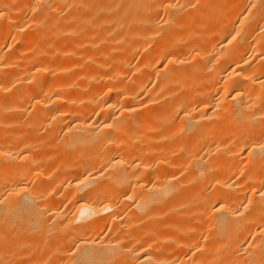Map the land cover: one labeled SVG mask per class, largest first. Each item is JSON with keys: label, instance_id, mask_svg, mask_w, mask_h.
<instances>
[{"label": "bare ground", "instance_id": "1", "mask_svg": "<svg viewBox=\"0 0 264 264\" xmlns=\"http://www.w3.org/2000/svg\"><path fill=\"white\" fill-rule=\"evenodd\" d=\"M0 264H264V0H0Z\"/></svg>", "mask_w": 264, "mask_h": 264}]
</instances>
